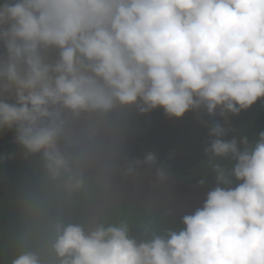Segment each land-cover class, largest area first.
<instances>
[{"label":"clouds","instance_id":"1","mask_svg":"<svg viewBox=\"0 0 264 264\" xmlns=\"http://www.w3.org/2000/svg\"><path fill=\"white\" fill-rule=\"evenodd\" d=\"M0 45V132L14 131L23 159L37 157L43 186L16 200L11 264H264V131L251 144L224 138L229 114L264 100V0H4ZM157 108L223 118L204 152L231 167L212 164L214 186L178 229L74 221L92 169L81 145L101 126L122 136L130 111ZM140 165L160 183L171 175L153 152L123 174Z\"/></svg>","mask_w":264,"mask_h":264},{"label":"trees","instance_id":"2","mask_svg":"<svg viewBox=\"0 0 264 264\" xmlns=\"http://www.w3.org/2000/svg\"><path fill=\"white\" fill-rule=\"evenodd\" d=\"M4 0H0L3 3ZM216 121L224 123L218 115L210 116L203 109L188 111L182 117H167L162 108L154 109L145 114H138L134 110L127 116V125L123 136L142 154L153 152L157 163L166 165L172 176L185 182L212 188L215 184L212 164L217 160L226 167H231L232 161L227 158L209 160L204 152L209 142V129ZM226 127L234 131L225 139L233 135L238 138L248 136L249 142L254 143L259 132L264 131V100H258L247 110L238 115L229 114ZM14 131L0 132V155L12 154V159L0 162V264H11V260L18 252L16 234L19 230V215L16 200L26 190H30L36 197L43 195V186L36 177L34 164L37 157L25 160L23 149L12 142ZM205 178V185H198L197 181ZM238 183L234 181V184ZM103 190L100 178L91 169L89 174V191L81 196L71 209V218L76 222H85L89 205ZM141 211L150 212L132 205L117 206L109 210L102 218V222L118 223L121 219H129L132 224V234L138 235L137 225L149 220ZM160 220H153L157 230L163 233L168 228L178 229L181 223L169 217L153 213ZM38 247L39 238L31 241Z\"/></svg>","mask_w":264,"mask_h":264},{"label":"water","instance_id":"3","mask_svg":"<svg viewBox=\"0 0 264 264\" xmlns=\"http://www.w3.org/2000/svg\"><path fill=\"white\" fill-rule=\"evenodd\" d=\"M81 147L104 186L87 209L84 223L88 227L101 221L112 208L122 205L136 206L180 223L183 215L191 214L202 205L211 189L172 175L160 183L155 177V168L145 165L137 167L135 175L125 176L126 165L144 156L123 135L107 126H101L95 142L84 143Z\"/></svg>","mask_w":264,"mask_h":264},{"label":"rangeland","instance_id":"4","mask_svg":"<svg viewBox=\"0 0 264 264\" xmlns=\"http://www.w3.org/2000/svg\"><path fill=\"white\" fill-rule=\"evenodd\" d=\"M140 213L143 214V215L148 216L150 220H160V219L156 218V217H155L153 214H151L150 212L141 211Z\"/></svg>","mask_w":264,"mask_h":264}]
</instances>
